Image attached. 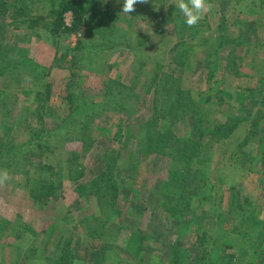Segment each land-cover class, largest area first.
<instances>
[{
  "label": "rangeland",
  "instance_id": "rangeland-1",
  "mask_svg": "<svg viewBox=\"0 0 264 264\" xmlns=\"http://www.w3.org/2000/svg\"><path fill=\"white\" fill-rule=\"evenodd\" d=\"M210 3L0 0V264H264V0Z\"/></svg>",
  "mask_w": 264,
  "mask_h": 264
},
{
  "label": "clouds",
  "instance_id": "clouds-1",
  "mask_svg": "<svg viewBox=\"0 0 264 264\" xmlns=\"http://www.w3.org/2000/svg\"><path fill=\"white\" fill-rule=\"evenodd\" d=\"M149 0H122V13L129 15L136 11L137 4H148ZM175 6L185 18L189 28L196 27L204 16L212 10L210 0H175ZM9 179L7 170L0 171V185Z\"/></svg>",
  "mask_w": 264,
  "mask_h": 264
},
{
  "label": "trees",
  "instance_id": "trees-1",
  "mask_svg": "<svg viewBox=\"0 0 264 264\" xmlns=\"http://www.w3.org/2000/svg\"><path fill=\"white\" fill-rule=\"evenodd\" d=\"M74 3H71V5H69L67 8H65L64 10H68V9H72V10H76V7H74V5H73ZM63 10V11H64ZM62 11V12H63ZM5 12H6V10H5ZM4 12V13H5ZM77 12V14H78V11H76ZM242 121V120H241ZM233 124H235V123H233ZM231 127V125H229L228 127H223L222 125H218L215 129H213V131H215V132H218V131H222V129L223 128H225V129H228V128H230ZM161 138L165 141V146L167 145L168 147H170L171 149H172V141H171V139L169 138V137H167V136H165V135H161ZM154 142V141H153ZM153 142H149L148 143V145H147V147L148 148H151L152 146H153ZM191 146H187V149L185 150V149H183V148H181V149H179V153L180 154H183V153H185V152H187L186 154H188V155H192L193 154V152H192V148H190ZM183 155H180L179 157L181 158Z\"/></svg>",
  "mask_w": 264,
  "mask_h": 264
}]
</instances>
